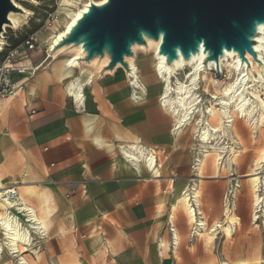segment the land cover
<instances>
[{
	"label": "crops",
	"instance_id": "0c3cea01",
	"mask_svg": "<svg viewBox=\"0 0 264 264\" xmlns=\"http://www.w3.org/2000/svg\"><path fill=\"white\" fill-rule=\"evenodd\" d=\"M19 58L25 74L15 71L12 79L21 81L22 88L0 99V175L6 185L35 186L37 194L28 196V201L38 197L39 209L28 203L45 223L46 235L55 226L58 232L78 235V243L70 250L72 259H65L77 258L78 264H204L207 259L201 253L212 252L214 247L203 234L211 236L209 229L225 217L223 212L219 217L213 215V203L206 202L211 192L208 187L219 179L192 178L182 185L172 178V171H189L182 165L186 143L182 135L172 134V116L161 106L154 80H150L148 95L135 101L124 70L94 73L85 87L83 104L77 103L70 89L78 74L74 75L75 69L61 70L62 62L54 64L55 59L43 66L42 59L30 56L24 46ZM76 105L84 107L83 112ZM135 141L155 150L156 171L148 165L139 168L124 157L122 146ZM156 148L169 153L171 159L160 164ZM30 165L36 173L46 172L62 184L65 227L54 223L59 210L56 192L50 184H36ZM25 169L21 181L14 178L8 183L3 176L7 172L20 176ZM201 180L199 208L208 212L200 216L207 227L196 233L185 211L177 209L172 218L171 206L185 188L201 186ZM71 182L78 187L67 198V183ZM186 252L192 258L185 259ZM15 258L6 256L0 264H17ZM56 261L53 264L63 262Z\"/></svg>",
	"mask_w": 264,
	"mask_h": 264
},
{
	"label": "bare ground",
	"instance_id": "6f19581e",
	"mask_svg": "<svg viewBox=\"0 0 264 264\" xmlns=\"http://www.w3.org/2000/svg\"><path fill=\"white\" fill-rule=\"evenodd\" d=\"M19 1L20 0H14L19 10L11 11L9 13L10 21L4 25V30L0 37V49L3 47L2 43L4 40L2 37L4 36L3 33L6 27L13 24L19 25L16 21V15L25 13L29 19V17L34 14L33 10L25 8ZM105 1L106 0L96 2L90 0V2L83 7L78 5L75 15L72 18L67 19L66 16H63V21L67 24L65 31L53 33L48 37L50 45L48 53L50 59L46 66L61 54L66 53L67 49L71 48L78 51L63 58L61 70L69 69L72 71L78 66L81 71L83 63L86 65H95L98 62L103 63V65L108 63V53L102 58L96 57L90 62H86L84 60L86 51L82 45H67L57 48L63 37L69 33L77 20L88 10L91 2L100 4ZM31 2H34V0ZM73 2L75 3L76 1ZM67 3L72 4V0H67ZM254 39L256 40L254 49L257 51L263 64L257 61L249 52L246 54L249 62H243L236 51L225 50L224 55L221 56L219 61L220 72L224 74L225 70H228L229 76L227 81L221 85L220 78H218L219 76L213 73L215 69L217 72V62L215 60H207L208 53L200 50V52L192 54L188 58L183 57V55L179 53L176 59L168 61L165 55H161L158 52L161 40H155L148 36H145V43L134 44L132 46L133 54L125 57L130 68L129 70L119 63L113 70L108 71L113 72L118 69L124 70L125 74L130 76L132 96L134 99L138 100L148 95L147 89L148 85L152 83L150 81L152 77L160 82L162 85L160 88V104L163 109L175 117L172 131L174 135H180L186 129L195 126V136L201 148V155L197 158L196 167L198 175L201 176L206 161L210 156H214V163L217 172H219L226 165H230L232 161L230 160L231 153L235 156L239 154L240 150L234 149L232 144L227 150L224 144L222 146L219 141H217L220 136L222 137V135L225 134V128H227L229 132L236 129L235 122L237 116L250 120L253 119L256 124L264 121V23L258 25V34ZM150 45L156 47L157 54L156 67L152 72H148V70L143 68L137 61L138 49L148 51L151 49ZM181 69L184 71L183 75L185 79H180L178 76V71ZM21 74H25L24 70L21 71ZM219 74L217 73V75ZM83 75H85L84 70L81 74L74 76L70 89L77 103L84 104L86 99L85 87L87 84L91 83L94 73L93 75L88 74L86 78H83ZM174 78H176L175 82ZM204 84L208 91H211L210 86L215 87L220 85L219 90L210 92V103L207 105L200 93V89ZM11 95L13 94L11 93L9 97ZM83 109L82 107V110ZM199 116L202 117L199 118ZM228 151L231 153L226 155ZM122 153L129 162L137 165L139 168L148 165L153 171L157 170V154L155 150L140 141L123 145ZM263 163L264 149L259 156V160L254 163V172L251 174V186L255 194L254 219L258 216V208H262L264 211V177L262 179V176H260V173L264 172ZM18 185H6V182L0 175V261H6V254L7 256H11V258L17 257V264H30L24 253L26 251H31L35 252V254L37 253V256H39L37 250L33 247L34 233L46 237V226L35 208L28 203L30 202L28 201V196L37 194L35 186L32 185V187L28 185L19 187ZM194 187L185 188L174 200L171 206L172 218L178 207L180 205L183 206L190 220L194 222L196 233H200V230L205 228L206 222L201 219L198 201L199 191L196 190L198 188ZM15 191L17 192L16 195L12 194V192ZM235 191V186H233V188L229 186V193H233L234 195ZM41 205L43 206V204ZM225 211L228 214V220L225 223L217 222L215 225L213 224V227L209 229L211 238L221 229H224L227 235H232L235 224L239 222L238 217L228 208L227 202ZM44 215L45 214H43V216ZM174 231V239L177 240L178 235L175 228ZM244 260L240 261V264H252L249 260Z\"/></svg>",
	"mask_w": 264,
	"mask_h": 264
},
{
	"label": "rangeland",
	"instance_id": "374dc122",
	"mask_svg": "<svg viewBox=\"0 0 264 264\" xmlns=\"http://www.w3.org/2000/svg\"><path fill=\"white\" fill-rule=\"evenodd\" d=\"M31 1L33 0L19 1L23 4L25 8L33 10L34 14L31 15L29 19L25 13L17 14L16 21L19 23V25L13 24L6 27V30L3 33L4 36L2 37L4 40L2 46L6 42L10 43L13 46H19L21 45L22 40L27 32L34 31L37 29L39 47L34 50H28V52L30 56H34L36 57V59H42V61L44 62L43 66H46L48 64V60L50 59L48 53V48L50 47L48 42L49 35L60 31L64 32L67 27V24L63 21V16H66L67 19L72 18L75 15V11L78 5L83 7L84 5L88 4L90 0H72V4L67 3V0H34V2ZM73 1L76 2L74 3ZM92 1L99 2L102 0ZM150 48L151 49L148 51H145L143 49H138L137 51L138 63L142 65L143 68H146L148 72H152L155 70L157 61L156 47L150 45ZM77 51L72 48L66 50V53L61 54L60 56H58V58L55 59L54 64H59L60 62H63V58L70 56ZM102 67L103 63L101 62H98L95 65H86L85 63H83L81 71L77 66L74 70V75H76L77 73V75H79L84 70L85 75H83V78H86L88 74L93 75V73L99 72ZM120 70L122 71V69ZM178 73L180 79H185V76L183 75L184 71H182V69L178 71ZM213 73H215L216 76H219L218 78H220V85L225 83L229 76L228 70H225L224 74H221L220 72V74L217 75L215 69L213 70ZM125 79L130 86V76L125 75ZM152 79L154 80V86L158 90H160V88L162 87L160 82L157 81L156 78L152 77ZM175 81L176 78H174V82ZM220 85L215 86L216 88L214 86H210V90L215 92V90L220 89ZM200 90L201 96H203L205 104H209L211 91L207 90L205 84L201 87ZM158 97L160 102V93ZM142 99L134 100L141 101ZM171 116L173 120V127L171 130L172 132L174 128L173 123H175V117L173 115ZM201 117L202 116H199V118ZM235 124L236 129L229 132V130L225 128V134L217 139V141H219L222 146L223 144L224 146H226V149H229L230 145L232 144L234 149L240 150L237 156H235L229 151L226 152V155H229L231 153L230 160L232 161L230 165H226L219 172H217V168L214 163V156H210L207 159L206 164L203 168L202 175L198 176L196 164L197 158L201 155V148L199 145V141L195 136V126H193L190 129H186L182 134H180L182 135V137L185 138L186 143V156L184 157L185 161L182 163V165L187 166L189 171L187 173H177L176 171L171 172L172 178L179 180L178 183L182 185L185 182L191 180L192 178L219 179V182L217 184L213 183L210 187H208L211 192L209 194V199L206 202L213 203L211 213L219 217L223 212L225 217L222 223H225L228 220V214L225 211L227 202L228 208L231 209V212H234V215L238 217L239 222L235 224V229L233 230L232 235H227L224 229H221L212 238L206 232L203 234V238L206 240V242L212 243L214 247L212 252L201 253L203 255V258L207 259L204 264H240V261L244 259V261L249 260V262H251L252 264H264V211L262 208H258V216L256 219H254L255 194L251 186V174H253L254 172V163L259 160V156L261 155V152L264 149V121L260 122L259 124H256L253 119L250 120L244 117L237 116ZM236 131H238L239 133ZM172 134L174 135L173 132ZM174 136L177 137L179 135ZM156 150L158 152V161L160 162V164H162L163 161L166 159L167 161L171 159L169 153L162 152L157 148ZM28 169L30 175H35L37 177L36 184L41 187L40 183L45 182L46 184H50L49 186H51L56 192L59 210L54 219V223L57 222L59 227H63V222L66 221L65 217L67 216V214L63 212L65 210V198L62 194L64 189L62 187V184L60 182L52 181L51 176L46 174V172L44 174L36 173V170L34 169L33 165H30ZM26 173L27 169H25L20 176H17L16 174L11 172H7L6 174H3V176L5 180L10 183L14 180V178L19 181L23 180ZM260 176H262L263 179L264 172L260 173ZM202 181L203 180L199 182L201 186L198 187L199 207L201 205V196L203 193ZM171 185H174V181L171 182ZM229 186H231V188L235 186L236 191L234 192V195L233 193L228 192ZM173 189L174 187L171 188V190ZM30 203L33 204L35 208L39 209V202L37 198H31ZM178 209L180 213H183V211H185L183 206L181 205ZM200 210L201 213L208 212L205 211V209L203 211L202 207L200 208ZM185 217L186 216H183L182 219V225L184 228L187 227ZM76 243H78V235H70L66 231L58 232L55 226V228L50 229L49 234L46 235V237L34 233L33 247L37 250L39 256H37V253L35 254V252L31 251H26L24 255L29 260L30 264H53L54 262H57L56 260H60V262L63 261L62 264H78L79 261L77 258L72 260V262L69 261L70 258L72 259V253L70 252V250L72 249L73 244ZM6 256L7 255L5 254V258ZM183 257L185 259H190L192 258V255L190 254V252H186L183 254ZM65 258L69 259L66 260ZM16 259L17 257L14 260Z\"/></svg>",
	"mask_w": 264,
	"mask_h": 264
},
{
	"label": "water",
	"instance_id": "95a60500",
	"mask_svg": "<svg viewBox=\"0 0 264 264\" xmlns=\"http://www.w3.org/2000/svg\"><path fill=\"white\" fill-rule=\"evenodd\" d=\"M17 10L14 0H0V37L9 13ZM262 23L264 0H106L91 2L57 48L82 45L86 62L108 53L102 74L119 63L129 70L125 57L148 36L161 40L158 52L168 61L203 50L207 60L217 62L219 74L225 50L236 51L243 62H249V52L263 64L254 49Z\"/></svg>",
	"mask_w": 264,
	"mask_h": 264
},
{
	"label": "built area",
	"instance_id": "2783aa9c",
	"mask_svg": "<svg viewBox=\"0 0 264 264\" xmlns=\"http://www.w3.org/2000/svg\"><path fill=\"white\" fill-rule=\"evenodd\" d=\"M24 46L27 50H34L39 47L37 31H29L26 33L21 45L13 46L10 43H4L0 49V99L8 97L11 93L16 95L22 88V82H15L12 79V73L21 71L25 67L20 63V47ZM264 96V94H263ZM84 108V107H83ZM78 111L83 112L82 107H77ZM67 198H70L77 190L76 182L67 183ZM16 191L12 194L16 195Z\"/></svg>",
	"mask_w": 264,
	"mask_h": 264
},
{
	"label": "trees",
	"instance_id": "16d2710c",
	"mask_svg": "<svg viewBox=\"0 0 264 264\" xmlns=\"http://www.w3.org/2000/svg\"><path fill=\"white\" fill-rule=\"evenodd\" d=\"M34 31H38L37 29L36 30H34ZM25 37V36H24ZM24 39V38H23ZM23 41V40H22Z\"/></svg>",
	"mask_w": 264,
	"mask_h": 264
}]
</instances>
